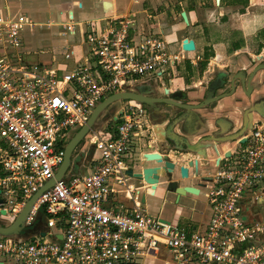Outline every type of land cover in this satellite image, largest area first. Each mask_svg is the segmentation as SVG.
<instances>
[{
    "label": "built area",
    "instance_id": "2783aa9c",
    "mask_svg": "<svg viewBox=\"0 0 264 264\" xmlns=\"http://www.w3.org/2000/svg\"><path fill=\"white\" fill-rule=\"evenodd\" d=\"M72 16L41 23L0 9V211L5 216H15L54 177L68 137L100 100L143 78L175 77L179 66L193 62L181 43L173 51L161 32L137 29L130 12L89 20L85 28ZM53 24L59 35L77 34L85 45L80 60L72 50L65 52L74 62L60 74L28 61L31 51L25 47V37ZM151 137L146 109L133 100L123 103L112 129L91 132L88 172L55 180L29 211L26 222L40 209L51 235L0 234V261L142 264L150 250L165 247L176 264H264V216L253 217L264 211V127L258 125L214 166L204 185L211 210L204 233H188L149 214L135 191L126 159L136 151L141 157L153 145ZM120 195L130 206L112 204Z\"/></svg>",
    "mask_w": 264,
    "mask_h": 264
},
{
    "label": "crops",
    "instance_id": "0c3cea01",
    "mask_svg": "<svg viewBox=\"0 0 264 264\" xmlns=\"http://www.w3.org/2000/svg\"><path fill=\"white\" fill-rule=\"evenodd\" d=\"M72 6L78 9L85 6L87 11L76 19L71 8ZM243 6H245V13H243ZM56 7L62 10L66 9L64 10L65 21L57 22L49 19L51 11ZM0 9L13 13L27 14L32 19L41 23L51 21L55 23L66 22L68 20V13L72 12L71 21L75 24H80V28H85L86 25L84 23L95 18L130 12L134 15L135 27L137 29L146 32H161L173 51H179L180 43L182 44L184 38H191L195 43V49L186 52L188 58L193 60L192 63L187 62L188 73L184 76L179 74L181 70L185 72L184 64V66H179V71L175 74V77H172L174 82L179 84L181 88H183L187 77L190 76L192 78L197 71L200 72L199 62L205 60L206 53H209V57L206 59L207 66L202 71L204 73L208 71V68L212 66L211 64L218 57H222V52L229 53V61L232 64L235 63L234 70L243 65V39L246 41L247 46H249L250 51V44L253 43L252 39L257 31L262 28L264 20V0H256L254 4H249L247 0H220L218 4H215L214 0H0ZM183 11L187 16V22L181 17V12ZM36 16L39 19H36ZM219 22L228 25V29L231 31L228 34L229 38L224 39L226 46L222 45L224 46L223 51L220 50L221 46L217 47L219 45H215L212 42L213 32L210 30V26L213 23L218 24ZM50 27H55L56 30L50 31L52 29ZM50 27H48L47 31L45 30L40 33V36L44 34L43 39L47 42L46 48L39 51L41 52L40 54L28 48L31 52L27 60L33 64H42L50 67L57 74H60L72 67L74 62V60L64 58L65 52L72 50L76 54V59L80 60V56L85 51V45L81 43L80 37L77 34H67L64 38L60 37L58 24H53ZM38 34L39 32L36 35ZM28 38L31 37H25L26 44ZM234 56H237V58ZM232 57L233 59L230 60ZM188 64H190V68H188ZM202 82L199 80V83ZM216 131L224 132L226 128H216ZM227 147L229 146L224 144L221 146V149ZM144 150L154 151L156 150V146L153 144L150 148ZM93 154L88 158L87 162L79 165V170L86 166V164L88 165L82 174L88 172L90 169ZM174 154V151L169 152L170 158L176 162L177 166L185 164L188 158L193 157L191 153H184L181 157H177ZM210 160H213L212 157ZM211 161H209V166L203 167L198 176H194L192 169H189L190 172L187 179H180L176 172L173 174L172 179L178 180L180 186H194L198 190L196 194L186 193L180 195L178 200L174 193L165 191L166 179L163 177L160 178L159 185L154 194L150 193L148 185L135 182L141 186V191L138 194L141 201L143 200L142 203L147 212L166 222L176 223L188 233H204L211 216L210 207L206 202V190L204 186L208 180H205V177L209 178L214 169ZM150 165H153V163L147 162L142 164V166ZM138 167H140V163L136 167L137 170ZM120 202L130 206V200L122 195L112 199V204ZM262 216H264V211H256L253 214L254 218H261ZM58 226L60 228L63 227L64 222H59ZM256 241H261V237H258ZM142 264H174V261L171 258L170 252L165 247H160L156 250H150L143 258Z\"/></svg>",
    "mask_w": 264,
    "mask_h": 264
},
{
    "label": "water",
    "instance_id": "95a60500",
    "mask_svg": "<svg viewBox=\"0 0 264 264\" xmlns=\"http://www.w3.org/2000/svg\"><path fill=\"white\" fill-rule=\"evenodd\" d=\"M219 1L220 0H214V3L218 4ZM255 1L256 0H248L249 4H254ZM181 17L185 22H187V16L184 11L181 12ZM181 47L184 50L191 51L195 49V43L191 38H184L182 40ZM235 80H238L240 82V85H237V87ZM139 83L140 82L136 81L132 84L127 85L121 90H117L112 94H109L94 106L86 122L68 137V140L64 146L63 160L56 169L54 177L51 178L47 183H45L41 188H39V190L35 192L30 198H28L15 216H5L4 210L2 209L0 211V234L11 236L17 239H27L34 238L36 236L51 235V232L48 230V227L46 225V218L40 209L36 210L32 223L29 224L26 222L29 211L33 207L41 191L54 184L55 180H67L73 175L82 174L78 169L79 165L81 164V161H79L78 157L82 154L83 151L77 153L76 156H73L74 151L79 146L82 139L87 141L86 137L90 136L92 131H96L97 133L105 132L110 121H117L121 113V105L123 103L129 100L141 103L144 102V100L149 101V99L145 97L143 93H141V91L138 89L137 86L139 85ZM221 86L222 83L217 85L215 80L211 81L207 97L202 102L196 105L190 106L171 100H168V102L171 104L175 103L181 108L194 107L199 109L208 104L210 100H216L231 95L238 88L243 91V70H239L237 74L232 77L229 92H223L217 96H213L214 91L221 88ZM115 102H120L121 105L116 108L112 117H110V120L106 121V123L104 125H101V127H97L98 118L104 113L107 107ZM168 113L170 114V111L167 112V114ZM147 116L152 135L155 138L153 144L156 146V150L143 152L141 157H138L139 161L130 165L125 172L134 184V188L136 189L135 191H141V186L137 185L135 182L144 183L148 185L151 194L155 193L159 185L160 178H165V191L174 193L177 200L180 195L186 193L196 194L198 190L194 186H180L178 180L172 179L175 172L180 179H187L189 177V169L193 170L194 176H198L203 167L205 168L209 166L211 157L213 159L211 163L215 166L219 164L222 156H230L231 150L234 148V145L225 149H221V146L227 144V142L229 143L230 140L235 139H238L236 143H243L245 142L247 135L250 133L247 132L243 134V132L241 131L238 134L233 135L230 140H224L223 137L225 136L224 133H226V131H216V127H212L211 125L207 127L205 125H202V123L197 122L192 126L194 127L193 131H179L178 129V131L176 132L173 128H171V126L167 127V129L163 128L164 124L167 123V120H164V114L160 115L161 122L159 124L154 123L156 120L151 117L150 112L147 113ZM217 123L215 122V126L218 125L220 129V127H222V123L221 121H218ZM199 126L201 127L199 128ZM177 141H185L186 148L183 150L179 145L177 146L175 144V142ZM146 147L150 148L149 145H147ZM170 151H183L185 153H191L193 154V157L188 158L185 164H180L177 166L176 162L169 156ZM147 162H151L153 163V165L142 166L143 163ZM139 163L140 167H138L137 170L136 167ZM205 178V180L208 179L207 177ZM57 237L60 238L61 236L58 234ZM0 264H3V262L0 261Z\"/></svg>",
    "mask_w": 264,
    "mask_h": 264
},
{
    "label": "flooded vegetation",
    "instance_id": "af4514ba",
    "mask_svg": "<svg viewBox=\"0 0 264 264\" xmlns=\"http://www.w3.org/2000/svg\"><path fill=\"white\" fill-rule=\"evenodd\" d=\"M244 10L245 6H243V13H245ZM252 40L253 43L250 44L249 51V46L243 39V65L236 70L233 69L235 63L226 64L222 70H215L213 65L208 68L207 72L211 73V76L203 85L201 94H196L200 89L185 91L179 84L174 82L173 78L163 80L153 77L143 78L138 81L140 83L137 87L149 101L144 100V102L138 103L146 109L147 113L150 112L151 117L156 120L154 123L159 124L161 122L160 115L164 114V120H167V123L164 124L163 128L167 129L171 126L175 131L177 129L179 131H193L194 127L192 126L197 122L207 127L211 125L219 129L218 125L215 126V122L221 121L222 127L220 128H226L223 138L224 140H230L233 135L241 131L244 134L252 132L258 125L264 127V20L262 28L257 31ZM239 70H243V91L238 88L231 95L210 100L208 104L199 109L194 107L181 108L175 103L168 102V100H171L190 106L199 104L207 97L210 83L213 80L216 81L217 85L222 83L221 88L216 89L213 96L229 92L231 79ZM235 82L236 87L240 85L238 80H235ZM192 87H197V85H192ZM169 111L170 114H167ZM114 126L115 123L110 121L107 129H112ZM86 139L87 141L80 147V152L83 151L78 157L81 163L87 162L94 151L90 136H87ZM151 141H155L153 135ZM237 141L238 139L230 140L227 145L229 147L234 145L235 147ZM175 144L183 150L186 148L185 141H177ZM174 152L177 157H181L185 153L183 151Z\"/></svg>",
    "mask_w": 264,
    "mask_h": 264
},
{
    "label": "rangeland",
    "instance_id": "374dc122",
    "mask_svg": "<svg viewBox=\"0 0 264 264\" xmlns=\"http://www.w3.org/2000/svg\"><path fill=\"white\" fill-rule=\"evenodd\" d=\"M72 11L74 12V15H75V18L78 19L82 14H84L86 11H87V8L84 6L83 8L81 9H78L77 7H74L72 6ZM64 10L66 9H61V8H54L53 11H51V14L49 16V19L51 20H54V21H57V22H60V21H65V13H64ZM36 19H39L38 16L35 17ZM224 22V21H222ZM222 22H219L218 24H212L210 26V30L213 32V35H212V42L215 43V45H219L217 47H220V50H224V46H226V43L224 41V39H228L229 36V26L228 25H224V24H221ZM52 28V29H51ZM47 29L49 28H43V29H40L38 30L39 34L34 36V37H31V38H28L27 40V48H30L31 50H34V52H37V53H41L39 51L41 50H44L46 48V41H44V34H42L40 36V33L42 31H47ZM50 31L52 30H56L55 27H50ZM209 31V30H208ZM39 36V37H38ZM60 37H65V36H60ZM224 41V42H223ZM197 45V49H198V43L196 44ZM224 45V46H222ZM222 57H218L211 65H213V68H215V70H222L224 69L225 67L222 66V65H225L227 63H232L229 61V58H230V55L229 53H226V52H222ZM241 54V53H240ZM237 58V56H234ZM233 57L230 59L232 60ZM181 69V67H180ZM187 62L185 63V72L183 70H181L179 72L180 75L184 76L185 74L187 75L188 71H187ZM189 76V74H188ZM192 76V75H191ZM211 76V73H204V72H199L197 71L193 76L192 78L189 76L186 78L185 80V84H183V89L185 91H190V90H195V89H200V91H198L196 94L199 95L201 94L202 90H203V85L206 83L207 80H209V77ZM199 80L203 81L202 83H199ZM192 85H197V87H192ZM121 105V103L119 102H115L113 103L112 105H110L109 107H107V109L104 111V113L98 118L97 120V127H101V125H104L106 123V121L110 120V117L113 115L114 111L116 110V108H118L119 106ZM116 123V121L114 122ZM143 137V136H142ZM144 141V140H143ZM85 143V140L82 139V141L80 142L79 146L76 148V150L74 151L73 153V156H76L77 153L80 152V147L81 145ZM144 149H148V148H144ZM127 161V164L128 165H132L133 163H137L139 160H138V151H136L135 155L133 156V158H127L126 159ZM86 166L88 167V165L86 164ZM86 166L82 167V169L80 170V173H83L87 168ZM6 196V195H5Z\"/></svg>",
    "mask_w": 264,
    "mask_h": 264
},
{
    "label": "trees",
    "instance_id": "16d2710c",
    "mask_svg": "<svg viewBox=\"0 0 264 264\" xmlns=\"http://www.w3.org/2000/svg\"><path fill=\"white\" fill-rule=\"evenodd\" d=\"M209 57V53H206L205 54V60H202V61H200L199 62V69H200V72H202L205 68H206V66H207V58ZM189 65L190 64H188V68H190L189 67Z\"/></svg>",
    "mask_w": 264,
    "mask_h": 264
}]
</instances>
